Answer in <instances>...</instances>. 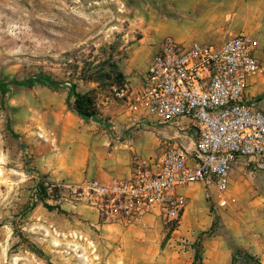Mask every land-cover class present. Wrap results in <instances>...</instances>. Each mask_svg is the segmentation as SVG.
I'll list each match as a JSON object with an SVG mask.
<instances>
[{"label": "rangeland", "instance_id": "1", "mask_svg": "<svg viewBox=\"0 0 264 264\" xmlns=\"http://www.w3.org/2000/svg\"><path fill=\"white\" fill-rule=\"evenodd\" d=\"M260 1V9L250 12L259 29L244 33L260 42L264 56V0ZM173 6L174 0H0V80L45 74L74 83L78 92L93 94L106 124L129 132L136 127L135 119H144L130 113L126 97L118 96L133 90L124 73L146 70L149 48L169 37L163 32L172 25ZM83 71L110 74L112 79L83 82ZM118 72L125 76L123 87L116 83ZM67 98L66 91L41 86L12 88L5 98L0 93V264H108L110 253L100 245V230L81 216L45 208L48 198L39 189L47 178L38 169L53 166L60 157V138L70 112ZM143 132L149 147L179 136L176 128ZM187 188L191 194H184L186 212L194 204L199 217L190 225L182 219L175 234L166 238L170 246L180 248L178 253L199 252L198 264H232L233 259L234 264H264V252L256 254L264 246L262 173L250 176L235 170L226 209L215 210L201 184ZM157 219L167 237L171 226ZM176 258L179 264L194 263L186 255Z\"/></svg>", "mask_w": 264, "mask_h": 264}, {"label": "built area", "instance_id": "2", "mask_svg": "<svg viewBox=\"0 0 264 264\" xmlns=\"http://www.w3.org/2000/svg\"><path fill=\"white\" fill-rule=\"evenodd\" d=\"M258 77H264V56L249 34L190 45L165 37L140 88L118 96L144 119L135 121L138 129L176 128L179 136L149 156H135L130 178L45 179L47 203L91 208L104 222L126 227L153 216L175 230L188 206L180 191L190 185L201 184L215 210L228 208L235 170L264 175V108L248 94L250 81Z\"/></svg>", "mask_w": 264, "mask_h": 264}, {"label": "crops", "instance_id": "3", "mask_svg": "<svg viewBox=\"0 0 264 264\" xmlns=\"http://www.w3.org/2000/svg\"><path fill=\"white\" fill-rule=\"evenodd\" d=\"M261 2L260 0H174L172 25L165 26L163 35L190 45L194 42L220 43L244 32L256 34L259 28L255 27H258V24L256 19L250 16V12L260 9ZM156 47L157 45L149 48L150 60ZM145 72L146 70L125 71L124 74L130 81L132 91L140 88L142 75ZM262 83L264 79L253 78L249 83L248 94L251 99H260L263 107L264 98L259 97L264 96V87H260ZM65 119L64 137L60 138L59 160L53 166L45 165L42 169H38L39 175L55 183H79L89 179L110 182L114 179L130 178L135 156L146 157L160 144L153 142L150 147L147 146L144 143L146 137L142 135L147 132L138 130L139 126L128 132L122 127L121 129L118 126L111 127L104 121H85L71 111ZM132 125L134 126L135 123ZM135 130L138 131L134 132ZM180 192L185 195L191 194L189 188ZM58 206L75 217L81 216L82 220L89 221L91 227L100 230V245L107 254L110 253L108 264H179L175 260L176 255H186L191 263L194 261L196 252L187 251L180 254L178 253L180 248L174 249L168 241L166 242L164 224L153 216H148L141 224L126 227L117 223L100 222L101 218L91 208L73 207L65 203ZM198 217L193 204L191 210L185 212L183 219L186 218L187 224L190 225L191 220H196ZM261 247L262 249L259 248L256 254L264 252V246ZM253 256H256L255 253Z\"/></svg>", "mask_w": 264, "mask_h": 264}, {"label": "trees", "instance_id": "4", "mask_svg": "<svg viewBox=\"0 0 264 264\" xmlns=\"http://www.w3.org/2000/svg\"><path fill=\"white\" fill-rule=\"evenodd\" d=\"M114 72V71H113ZM116 75V83L120 85L121 87L124 86L125 82V76L123 73L118 72L115 73ZM81 78L80 80L83 82H96L99 83L103 79L107 78L108 80L112 79V75H103L101 73H93L92 75H86L85 71H83L80 74ZM35 86H41L47 89H51L55 92L59 91H66L68 93L67 98V106L69 110L80 117L81 119L85 121H103L101 118V112L99 110V107L97 105L96 99L93 96L91 92L87 93H80L77 91V85L74 83L67 84L60 82L53 77L45 74H39L32 76L26 80H13V81H1L0 80V93L3 98H5L11 91L12 88H33ZM40 184V192L41 196L46 198L45 189L43 186V183ZM45 208H47L50 211L57 210L58 212H61L65 214L66 212L63 211L58 205H50L45 201L44 204ZM175 229L172 228L169 230V233L167 235V239L170 237L171 233L174 232ZM30 248L33 252L37 254H43L39 249H37L34 245H30ZM233 259V263L234 264ZM201 261L200 253L196 252L194 257V263L198 264Z\"/></svg>", "mask_w": 264, "mask_h": 264}]
</instances>
